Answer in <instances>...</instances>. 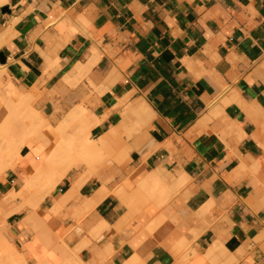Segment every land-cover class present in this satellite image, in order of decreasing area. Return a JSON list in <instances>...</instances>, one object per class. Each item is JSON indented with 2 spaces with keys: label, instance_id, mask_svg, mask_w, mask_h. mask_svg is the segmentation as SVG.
I'll return each instance as SVG.
<instances>
[{
  "label": "crops",
  "instance_id": "crops-1",
  "mask_svg": "<svg viewBox=\"0 0 264 264\" xmlns=\"http://www.w3.org/2000/svg\"><path fill=\"white\" fill-rule=\"evenodd\" d=\"M0 83L49 127L86 110L92 139L128 151L90 177L77 162L40 212L2 207L25 264L63 248L52 234L91 242L52 263L264 264V0H0ZM123 99L149 120L123 123ZM20 184L6 171L0 199Z\"/></svg>",
  "mask_w": 264,
  "mask_h": 264
},
{
  "label": "bare ground",
  "instance_id": "bare-ground-1",
  "mask_svg": "<svg viewBox=\"0 0 264 264\" xmlns=\"http://www.w3.org/2000/svg\"><path fill=\"white\" fill-rule=\"evenodd\" d=\"M3 40V39H2ZM45 63V62H44ZM58 65V63H57ZM92 67V66H91ZM81 69V66L78 67L77 69ZM46 69V68H45ZM44 71V70H43ZM50 71V70H49ZM76 74V73H75ZM10 84V83H9ZM68 85V84H67ZM2 85L0 83V101H4L6 103H8L9 105V108L11 109V112L8 113V114H5V113H2L0 114V128L2 130L6 131L9 130V129H12L14 128L16 125H18L23 117L27 116V115H31L34 111L30 106V103L29 102V99H28V94H27V99L26 101H28V105L27 106V103L24 102V104L26 105V108L27 109L25 112H24V109H21V104L23 103V98L22 97H26L25 95H22L18 90L15 89L14 86L10 85V86H6L4 89L2 88ZM31 95V94H29ZM34 96V95H33ZM125 100L126 99H123L121 100L119 103L120 105H122L124 107L123 109V113H122V116H123V120L122 122L124 123L125 120H127V118H132L130 116H133L134 119H136V121H139V123H136V125L138 126H141L143 125V123L147 122L149 120V107L145 104V102H142V103H136V104H127L125 103ZM127 102V101H126ZM24 104L22 106H24ZM80 106V105H79ZM81 107V106H80ZM75 108H73V111H74ZM23 110V111H22ZM78 110H80L79 112L75 113L74 115H70L69 118L64 119V121L66 123L69 122L70 123H73L71 121H74V118L73 117H78V121H79V130H77L78 132L75 133V135L77 136L76 139H78L77 141L79 142V149L77 150V153L76 155H74V153H72V150L74 152V149H76V146L75 144L77 143L75 141V139H73V137H69V138H66L64 137V135H60V130H63L65 128V126H58L59 129L57 128H53V127H49V125L47 124L45 120V118L39 113H38V117L36 119H38V121H35V124L37 125V127H39L40 129H42L43 131H45L47 134H48V140L50 141L51 143V147L53 149H55V147H60L58 150H62V154H63V158H62V164H66V165H70L72 167L75 166V164L77 162H82L86 165V173L89 175L92 176L93 174L96 175V172L99 171L102 166V163L105 161L106 157L111 155V156H115L117 153L115 152V149H111L109 146L107 147L106 143H105V139L104 138H98V139H92L90 137V127L92 126V122L91 124L89 123V120L88 118H86L85 116L87 115V112L85 114V111L81 110L78 108ZM72 112V111H71ZM75 112V111H74ZM33 115V114H32ZM73 116V117H72ZM66 118V117H65ZM73 118V119H72ZM76 120V119H75ZM130 120V119H129ZM129 120H127L129 122ZM133 120V118H132ZM42 121H44V124ZM131 121V120H130ZM135 121V120H134ZM132 122V124H130L132 126V128H134L133 124L136 122ZM38 122V123H36ZM61 121H59L60 123ZM126 123V122H125ZM130 123V122H129ZM128 123V125H129ZM50 124V123H49ZM61 124V123H60ZM59 124V125H60ZM122 124V123H121ZM62 125V124H61ZM69 125H67L66 128H68ZM31 127V126H30ZM57 127V126H56ZM121 128L124 129V125H120ZM130 127V126H129ZM127 128L125 127V131L128 132L127 130L129 129V134L131 135L132 133H130V128ZM61 128V129H60ZM63 128V129H62ZM113 129V128H112ZM58 130V131H57ZM117 130V129H116ZM115 130V134H117ZM133 130V129H132ZM136 130V129H135ZM114 131V130H113ZM123 131V130H122ZM114 134V135H115ZM124 134V132L122 133ZM71 136V135H70ZM75 136V137H76ZM35 140H31L25 147V149H15L14 147L8 145L6 143L5 144V141L0 140V177L8 170H11V171H14L17 176L19 177L20 180L23 179V182L21 181V184L19 186V189L17 191L15 190H12L10 191L3 199H2V202H4L5 204L7 203H14L16 199H21L23 200L22 202L24 203H27L29 205V207L35 209L38 211V206L40 205V203L45 199V195H42L41 193H37L34 195L33 198L29 197L28 199H24L25 198V194H24V191L26 189H29L31 188L30 184L33 183L34 181L37 182L38 184L39 183H42L44 185H50L49 183V179H51V176L56 173L58 171L57 167L56 166H53V160L50 158H45L48 154L46 153V150L48 149L47 146L44 144L43 146L41 144H39V142L35 141ZM81 141V142H80ZM107 142V141H106ZM56 150V149H55ZM24 151H26L25 153H23ZM55 153V152H54ZM120 154V152H119ZM128 154V153H127ZM23 157L24 158H27L29 160V163H28V168L25 169V172L21 173L20 170L22 171L21 169V166L17 163V161L21 160L20 157ZM127 156V155H126ZM44 160V161H43ZM119 161V160H118ZM20 163H22L21 161H19ZM71 168V167H70ZM99 169V170H98ZM157 174V173H156ZM98 175V174H97ZM158 175V174H157ZM153 175V177L155 178V181H159L158 184H160V178H159V175ZM156 177H158L159 179L156 180ZM65 177H64V173L63 175H60V178L59 180H63ZM152 180V179H151ZM149 181V179L147 180ZM154 180H152L153 182ZM145 182V181H144ZM151 183V182H150ZM143 184V182H142ZM141 184V185H142ZM149 184V182H148ZM156 184V183H155ZM157 184V185H158ZM79 184H77L78 186ZM140 185V186H141ZM147 184H143L141 187H139L140 191L143 190L144 188H148V185L146 186ZM149 185H152V184H149ZM155 185V186H157ZM178 185L180 186L181 185V182L179 184L178 182ZM80 186V185H79ZM153 186V188L155 187ZM158 186H161V185H158ZM157 186V187H158ZM75 187V186H74ZM73 187V188H74ZM150 187V186H149ZM76 188V187H75ZM79 189V188H78ZM155 189V188H154ZM164 187L161 188V191H163ZM157 190V188H156ZM159 190V188H158ZM73 191V190H72ZM75 191V190H74ZM99 192V191H98ZM106 192V191H104ZM122 192V191H121ZM124 194V192H122ZM121 193V194H122ZM102 194V193H101ZM100 194V196H101ZM74 195V193L72 192V194L70 195V198H72ZM67 197V195H66ZM100 198V197H99ZM68 200V199H67ZM163 200V199H162ZM69 201V200H68ZM65 201L62 202L65 203ZM94 202H97V201H93V203H91L92 205L94 204ZM161 202V201H160ZM98 203V202H97ZM58 204V203H57ZM61 204V205H62ZM90 204V203H89ZM64 205V204H63ZM84 205V204H83ZM82 205V206H83ZM91 205V207H92ZM63 207V206H62ZM61 207V208H62ZM87 207V206H86ZM82 208V207H81ZM88 208H90V205L88 206ZM87 208V209H88ZM84 211L85 208H82ZM92 211V210H90ZM40 212V211H38ZM87 212V210H86ZM77 214V212H75ZM84 213V212H83ZM88 213V212H87ZM85 213V214H87ZM42 214V213H41ZM49 214H51V210L49 212ZM79 214V213H78ZM89 214V213H88ZM81 215H84V214H81ZM80 215V217L82 218V216ZM37 216V214H36ZM33 216V217H28L27 219H25L23 221V223L25 224L26 227H28V223L31 224L32 226V223L33 224H37L36 222L38 221H41L43 219H40L42 217H39L40 215L38 214V216ZM43 216V214L41 215ZM52 216V215H51ZM78 215H74L73 217H76ZM39 217V218H38ZM44 218V217H43ZM50 218V217H49ZM85 218V217H84ZM77 219V217H76ZM80 219V218H79ZM44 220H46L44 218ZM83 220V219H82ZM81 220V221H82ZM48 221V220H47ZM45 221V223L47 222ZM50 221V220H49ZM103 223V222H102ZM40 223L38 222V225ZM42 224V223H41ZM29 226V227H31ZM42 226L44 227V222L42 224ZM41 226H38L37 228H39ZM45 227L48 228V226L45 225ZM79 227V226H78ZM31 228V232L35 231L36 227ZM107 226L105 225H100L99 227L97 226V228H95L94 230H92L91 234L88 235V237L90 238H96L99 236V234H101L102 231H104V229H106ZM2 229V228H1ZM49 230V229H48ZM47 232H50V231H47ZM51 234V232H50ZM84 235V234H83ZM4 239L3 241L5 240V235H3ZM86 237V236H85ZM85 237L83 239H85ZM7 239V238H6ZM82 239V240H83ZM60 240V239H59ZM89 240V239H88ZM87 238L85 241H87L85 244H90L91 242L89 241L88 242ZM92 240V239H91ZM6 241V240H5ZM81 241V239H80ZM7 243H9L8 241H6ZM34 242L31 241V246H32V243ZM61 242V241H60ZM84 242L80 243V244H83V245H80L74 249H70L66 244L62 243L63 245L66 246V248L68 249L69 253H71V258L74 256V254H76L77 252H80V250L84 249V246H86L84 244ZM3 244V243H2ZM37 244V243H36ZM88 244V245H89ZM11 245V244H10ZM40 245V244H39ZM45 245V244H44ZM48 245V244H46ZM50 245V244H49ZM79 245V244H77ZM29 247L30 244L28 245ZM34 246V244H33ZM76 246V245H75ZM35 247V246H34ZM42 247V245H41ZM83 247V248H82ZM32 248V247H31ZM30 248V249H31ZM45 247L43 246V250H45L44 252L50 254V255H42L43 257L39 256L38 259H39V264H49L45 261V257L49 258L51 263H52V260H54L55 258V250L54 249H50L51 251H48L49 250V246H47L45 249ZM41 249V248H40ZM39 250V252H42L43 250ZM16 250V253L19 254L20 256H22V251L21 249L20 250ZM32 250V249H31ZM35 250V248L33 249ZM32 250V251H33ZM35 253V251L33 252ZM43 253V252H42ZM54 253V255H53ZM193 253V252H192ZM191 253V257H193ZM73 255V256H72ZM77 255V254H76ZM219 255V254H218ZM217 255V256H218ZM50 256H53V257H50ZM216 256V257H217ZM77 259L75 258H72V259H75L78 260V257L75 256ZM53 258V259H52ZM220 258V257H218ZM223 258V257H222ZM221 258V259H222ZM48 259V261H49ZM38 261V260H37ZM49 261V262H50ZM206 261V260H205ZM78 262L80 263V261L78 260ZM77 262V264H78ZM219 262V260H218ZM189 264H196L194 262H191L189 261L188 262ZM82 264V263H81Z\"/></svg>",
  "mask_w": 264,
  "mask_h": 264
},
{
  "label": "rangeland",
  "instance_id": "rangeland-1",
  "mask_svg": "<svg viewBox=\"0 0 264 264\" xmlns=\"http://www.w3.org/2000/svg\"><path fill=\"white\" fill-rule=\"evenodd\" d=\"M4 84L1 83L3 89L6 87ZM22 98H23L24 101L21 104V109H24V112H25L27 109H25L26 105L24 104V102L25 103L28 102V101H26L27 96L26 97H22ZM28 103H27V106H29ZM23 104H24V106H22ZM29 107H31V106H29ZM26 108H28V107H26ZM33 111H34L32 113L33 115L31 114V115H27V116L23 117L22 121L18 125H16L14 128L9 129L7 131H6V129L4 131V130H2L0 128V140L3 139V141H5L4 145H6V143H7L8 145L14 147L17 150L25 149L26 148L25 146L31 140H35V141L39 142V144H41L42 146L45 144L47 146V148H48L46 150V153L48 155L45 158L46 159L47 158H49V159L51 158L53 160V162H52L53 166H56L57 169H58V171L51 176V179H49L50 185H47V184L44 185L42 183L38 184L35 181L30 184L31 188L26 189L24 191V194L29 196V197H31V198H33L34 195L37 194L38 192L41 193L42 195H45V196L50 194L52 192V190L61 182V180H59L60 175H63V173H64V177H67L68 173L73 168L70 165L62 164V161H63L62 160V158H63L62 150H58L60 147H55L56 150L51 147V143L47 139L48 138L47 137L48 134L45 131H43L42 129H40L39 127H37V125L35 124V121H38V119H36L38 117V113H37L38 111H36L35 109H33ZM10 112H11V109L9 108L8 103H6L4 101H0V114H2V113L8 114ZM66 118H65V120H66ZM73 118H74V121H71L73 123L69 124V122L68 123L63 122L64 121V119H63L60 122L62 125L59 123L60 125L57 124V127L56 126L55 127L57 129H59L58 126H60V127L61 126H65L64 129L62 128L63 130H60V132H59L60 135H64V137H66V138L73 137V139H75V141L77 142L75 144L76 149H74V152L72 150V153H74V155H76L77 150L79 149V147H78L79 146V142L77 141L78 139H76L77 136L75 135V133L78 132L77 130H79V126L80 125H78L79 124V121L77 119L78 117H73ZM44 121H46V120H44ZM44 121H42V122L44 123ZM36 123H38V122H36ZM44 124H46V123H44ZM47 124H48V122H47ZM67 125H69L68 128H66ZM127 136H131V135L128 134ZM115 152L116 153L120 152V156H121L120 157L121 158V162L120 163H122L125 160V158L127 157L126 155H128L127 154L128 153L127 150H119V151L115 150ZM20 159L21 160H19V161H21L22 163H20L19 161H17V163L21 166L22 171L20 170V172L23 173V172H25V169L28 168L29 160L27 158L23 159L22 156L20 157ZM79 172H80V177L87 176V173H86L84 168H81L79 170ZM107 174H108L107 175L108 176V181L114 180L115 177H116V169L108 171ZM21 181L23 182V179ZM22 201L23 200H21V204H19V207L17 208L18 211H20L23 208H27V209H30V210H35V209L29 207V205L27 203H25V202L23 203ZM7 204H9V203H7ZM4 205H5V203L2 202V199H0V264H25L24 259H23V255L20 256L19 254L16 253V250H15V248L17 250H20V249L15 246V243L13 242V240L10 239L8 237V235H7L6 219L9 216V214H7V212L6 213L3 212L2 207ZM48 231H50V230H48ZM3 235H5V240L8 241L9 243H7L5 240L3 241V239H4ZM52 236L55 238V241L57 243L56 245H60V244L64 243L63 238L54 236L53 234H52ZM43 239H47V237L44 235ZM52 244H53V242H52ZM52 248L53 247L50 246L48 251H51ZM27 249L29 250L28 247H27ZM54 250H55V253H69V251H68V249L66 248L65 245H63V248H60V249L54 248ZM33 259H35L37 261V259H36V257L34 255H33ZM50 264H60V263H50Z\"/></svg>",
  "mask_w": 264,
  "mask_h": 264
}]
</instances>
